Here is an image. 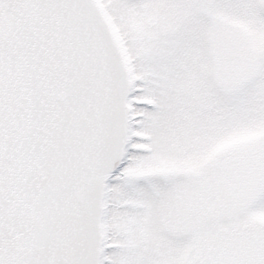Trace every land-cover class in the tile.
<instances>
[{
    "label": "snow or ice",
    "instance_id": "obj_1",
    "mask_svg": "<svg viewBox=\"0 0 264 264\" xmlns=\"http://www.w3.org/2000/svg\"><path fill=\"white\" fill-rule=\"evenodd\" d=\"M0 264H264V0H0Z\"/></svg>",
    "mask_w": 264,
    "mask_h": 264
}]
</instances>
